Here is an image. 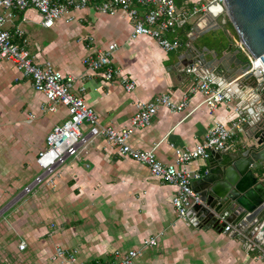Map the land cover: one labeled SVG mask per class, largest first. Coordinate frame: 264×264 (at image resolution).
<instances>
[{
    "label": "crops",
    "instance_id": "1",
    "mask_svg": "<svg viewBox=\"0 0 264 264\" xmlns=\"http://www.w3.org/2000/svg\"><path fill=\"white\" fill-rule=\"evenodd\" d=\"M175 1L184 7L209 0ZM139 9L141 13L144 10ZM213 10L180 23L173 35L190 24L189 39L178 38L181 47L170 52L151 37L132 38V21L124 13L109 15L94 9L79 12L83 18L73 23L58 21L50 28L55 27L59 36L49 42H32L27 36L28 48L36 61L49 60L76 77L73 91L95 109L102 123L122 128L130 124L138 101L152 100L161 93L179 101L191 83L185 73L189 61L204 56L207 61H216L220 69L234 71L239 65L233 55L246 60L235 45L238 36L228 28L227 16L217 7ZM17 15V24L25 16L27 21L42 25L34 8ZM206 23L215 26L214 31L226 29L232 51L226 48L219 54L207 47L194 31V27L205 28ZM111 43L117 45L112 56L115 69L136 83L132 92L126 91L119 75L107 81L103 70L89 69L83 63L86 55L96 54ZM0 92L4 98L0 99V264H70L52 259L57 245L77 249L78 260L88 264L109 261L115 250L133 248L143 250L136 264H264L258 257L260 246L242 242L232 228L226 231L180 219L172 203L175 186L154 177L145 164L118 154L101 137L57 168L54 186L39 185L37 193L24 198L20 190L40 172L38 152L46 146L53 126L68 117V112L62 105L50 111L46 97L8 60H0ZM202 100L203 95L195 93L183 112L160 109L149 126L135 130L130 145L142 150L154 148L158 159L171 163L173 146L194 147L217 122L228 124L236 116L233 106L238 102L211 109L205 104L198 106ZM241 138L239 130L228 152L239 147ZM186 168L201 173L193 182L200 191L211 170L209 159L197 158ZM25 199L26 208L21 213ZM49 222L55 228H50ZM156 235V245L144 246L146 239ZM22 241L27 244L24 249L19 248Z\"/></svg>",
    "mask_w": 264,
    "mask_h": 264
},
{
    "label": "built area",
    "instance_id": "2",
    "mask_svg": "<svg viewBox=\"0 0 264 264\" xmlns=\"http://www.w3.org/2000/svg\"><path fill=\"white\" fill-rule=\"evenodd\" d=\"M223 2L224 0H209L179 7L175 0H0V59L13 63L22 76L31 80L34 89L46 97V106L50 111H56L57 107L62 105L68 112V119L54 125L48 133L46 146L36 156L40 172L31 184L25 186L23 193H29L39 185L54 186L57 168L69 158L77 157L96 138L101 137L114 147L118 154L145 164L154 177L174 185L176 192L172 203L177 216L191 224L193 221L190 219L189 210L202 202L200 192L195 190L193 182L202 175L200 172L188 170L186 164L197 158L207 159L213 152L223 151L234 142L242 123L247 119L241 114L240 104L235 103L233 106L236 116L230 123L217 122L194 147L172 145L174 161L171 163L158 159L154 148L151 150L134 148L130 145L129 139L135 130L149 126L160 109L165 108L171 112L187 110L192 94L201 93L203 100L198 106L205 104L211 109H216L222 103L237 102L228 88L235 77L226 81L201 68L198 63L189 64L185 67V73L191 77V83L179 101H175L168 93L158 94L149 101H138L130 124L117 128L112 124L102 123L95 109L73 91L75 76L57 69L49 60L36 61L28 48L26 31L21 24L16 23L20 20L17 13L34 8L41 16L42 25L50 28L60 20L67 23L81 20L83 17L78 16V13L87 9L109 15L122 12L132 21V38L151 37L163 50L170 52L182 45L178 38L170 37L180 23L189 22L199 14L215 12L213 10L215 7L225 14L221 6ZM139 7L144 8L142 13ZM23 21H27L25 16L21 19V22ZM235 45L248 60L249 71L256 75H264V55L253 56L240 39H235ZM116 48L117 45L111 43L96 54L86 55L83 63L89 69L103 70L102 74L107 81L119 75L126 91L132 92L136 83L113 65L112 56ZM191 112L192 110L189 111ZM225 229L229 231L231 226L227 225ZM157 241L158 235L150 237L144 241V246L156 245ZM26 246V242L22 241L19 248L24 249ZM259 248L258 257L264 259V248ZM142 251L140 248L115 250L111 260H96L92 264H136ZM52 259L70 264H88L78 260L77 249H66L60 245L56 246Z\"/></svg>",
    "mask_w": 264,
    "mask_h": 264
},
{
    "label": "water",
    "instance_id": "3",
    "mask_svg": "<svg viewBox=\"0 0 264 264\" xmlns=\"http://www.w3.org/2000/svg\"><path fill=\"white\" fill-rule=\"evenodd\" d=\"M221 6L238 39L253 56L264 55V0H224ZM215 28L206 23L205 28L194 30L202 35ZM227 50L232 51V43ZM233 57L239 65L234 71L222 70L216 61H207L204 56L186 64L198 63L223 79L235 75L228 88L247 118L240 129L239 147L232 152H228L229 147L213 152L208 158L211 170L202 180V202L194 205L189 215L196 218L195 225L201 222L225 229L230 224L242 242L264 248V75L249 71L248 60L237 54Z\"/></svg>",
    "mask_w": 264,
    "mask_h": 264
},
{
    "label": "rangeland",
    "instance_id": "4",
    "mask_svg": "<svg viewBox=\"0 0 264 264\" xmlns=\"http://www.w3.org/2000/svg\"><path fill=\"white\" fill-rule=\"evenodd\" d=\"M225 15V14H224ZM226 24H227V26L229 27V18L227 17L226 18ZM21 27L26 31V34H27V36L30 38V40L33 42L34 41V39H40V41L42 42V43H46V42H49L50 40H52V39H56V38H58V36H59V34L56 32V28L54 27V28H46V27H43L39 22H33V21H31V20H28V21H23L22 23H21ZM0 60H5V59H0ZM247 60V59H246ZM2 92H0V99H4L3 97H2V94H1ZM54 115H58V114H54ZM68 119V117H66V118H64V119H62L61 121H60V123H62V122H64V121H66ZM35 177H36V175H33L32 177H31V179L22 187V189L20 190V191H22L24 188H25V186H27V185H29V184H31L33 181H34V179H35ZM41 186H35L33 189H32V191L31 192H29V193H26L25 194V196H24V198H30L31 197V195H33L34 193H37V191L39 190V188H40ZM48 187H50V186H48ZM53 188V187H52ZM21 194H23V193H21ZM22 206H23V208H21V209H23L22 211L23 212H21V213H24V209L26 208L25 207V205H26V199L25 200H23L22 201ZM54 208H56V205L52 208V209H54ZM55 210V209H54ZM49 226H50V228H55V224H52L51 222H49V224H48ZM52 226V227H51ZM14 228V227H13Z\"/></svg>",
    "mask_w": 264,
    "mask_h": 264
},
{
    "label": "trees",
    "instance_id": "5",
    "mask_svg": "<svg viewBox=\"0 0 264 264\" xmlns=\"http://www.w3.org/2000/svg\"><path fill=\"white\" fill-rule=\"evenodd\" d=\"M191 28L192 25L186 24L182 26V29H180L176 34H171L170 37L179 38L183 41H186L187 39H189ZM228 28H230L237 35L230 21ZM201 37L205 40L204 43L207 44V47L214 48L219 54L227 48L228 40L230 39V35L227 33L226 29H221L218 31L211 30L205 34H202Z\"/></svg>",
    "mask_w": 264,
    "mask_h": 264
}]
</instances>
